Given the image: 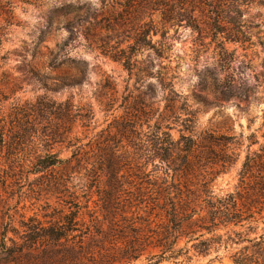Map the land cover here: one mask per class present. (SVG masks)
Listing matches in <instances>:
<instances>
[{
  "label": "rangeland",
  "instance_id": "rangeland-1",
  "mask_svg": "<svg viewBox=\"0 0 264 264\" xmlns=\"http://www.w3.org/2000/svg\"><path fill=\"white\" fill-rule=\"evenodd\" d=\"M252 1L238 44L214 37L213 0L17 2L0 48V120L17 136L0 145V264H149L165 185L197 206L206 188L262 201L264 168L242 179L248 152L264 150V0ZM171 5L183 17L165 23ZM132 54L130 68L118 61ZM160 130L176 144L170 169L152 156ZM256 218L264 233V211ZM62 225L74 231L55 240ZM216 249L179 261L234 264V250Z\"/></svg>",
  "mask_w": 264,
  "mask_h": 264
},
{
  "label": "trees",
  "instance_id": "trees-1",
  "mask_svg": "<svg viewBox=\"0 0 264 264\" xmlns=\"http://www.w3.org/2000/svg\"><path fill=\"white\" fill-rule=\"evenodd\" d=\"M34 1L0 0V19L3 14L10 15L9 19H4V24H0V48L8 40V29L13 25L11 18L17 2L33 5ZM212 3L213 8L216 10L214 25L217 26V28H214V37L220 36L224 41L234 44L247 42L249 40V31L253 27L246 25L242 17L249 12L250 5L254 1L213 0ZM174 6L171 5L163 14L165 23L173 22L176 19V15L183 17V14H179ZM191 27L195 30L197 29L196 26L191 25ZM225 27L228 28L226 29ZM136 46L139 48L143 47L140 42H136ZM152 50L158 58L164 56L162 46L158 49L154 46ZM133 55L126 58L119 57L118 61H123L124 66L130 68ZM124 59H126V62ZM125 63H127V66ZM53 65L54 63L50 62V66ZM89 114L91 117L93 112L89 111ZM80 117L90 120L88 115ZM1 121L3 122L4 120H0V145L6 142V138L9 136L10 140H16V134L12 133V130L6 129V125H2ZM158 133L159 147L152 156L159 159V164L165 165L170 169L168 161L176 144L169 132L160 130ZM253 137L256 139L252 144H259L258 138L255 135ZM184 140L186 141L185 151L192 152L195 146L194 139L184 138ZM259 151L262 152L264 150L260 149ZM260 152H248L242 169L243 181L250 177H260L264 168V153ZM77 155L76 151L71 159L62 160L55 154H46L37 158L35 167L38 172H41L65 162H71L72 159L77 160ZM221 163V166L224 167L227 160H223ZM256 173L259 175L257 176ZM260 182L262 185L258 188V192L262 199L261 202L248 200L240 193H227L223 196L214 195L212 192L207 191L208 189L206 188L204 190L206 198L198 206L193 204L195 193L191 190L183 192L172 185L159 187V193L160 191L164 192L165 199L162 204L159 203L157 206L160 212L156 217L165 219V223H162V227H159L162 231L159 232L157 244L154 246L159 249L160 254L152 255L148 260L149 264H162L163 262L192 264L189 257L187 262H180L179 260L183 255H189L191 250L199 256H207L213 248H217L216 250L218 251L222 247L227 251H235L230 255V259L234 264H264V233L258 232L257 224L259 220L256 218V215H261L264 211V182L262 180ZM173 188L175 192H173ZM174 193L175 195H173ZM57 231V234H55V231L52 230L50 234L52 233V237L55 240H60L65 235H68V232L74 231V228L62 225L59 226ZM181 239H187L186 244L193 242L191 249H176L177 243ZM4 246L5 243L2 247Z\"/></svg>",
  "mask_w": 264,
  "mask_h": 264
}]
</instances>
